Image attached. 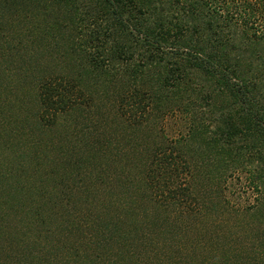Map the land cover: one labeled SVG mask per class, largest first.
<instances>
[{
  "label": "trees",
  "instance_id": "trees-1",
  "mask_svg": "<svg viewBox=\"0 0 264 264\" xmlns=\"http://www.w3.org/2000/svg\"><path fill=\"white\" fill-rule=\"evenodd\" d=\"M0 40L17 61L24 51L21 73L34 87L41 125L91 110L104 121L111 111L112 125L128 129L135 152L144 150L134 176L121 182L129 191L142 189V199L134 193L128 201L129 210L117 205L114 214L115 203L101 209L99 197L88 198V216L74 213L71 202L66 206L64 218H72L77 231L91 229L84 238L93 249L91 264L162 260L166 246L155 239L154 249L140 252L151 246L138 227L141 214L150 217L168 207L182 217L208 211L187 154L194 144L205 159L239 164L235 169L249 173L255 193L252 205L231 214L241 226L253 221L256 228L244 231L252 235L258 229L255 239L216 230L212 238L220 264H264V0H0ZM63 51L81 59L77 77L44 67V60L64 56ZM160 114L177 115L179 138L134 141ZM81 128L84 138L89 124ZM107 140V148L119 143L118 137ZM102 146L98 139L88 148ZM209 174L214 182V169ZM6 183L8 200H25L21 180ZM138 202L146 205L142 213ZM211 209L206 215L223 210L213 204ZM36 211L46 223L42 205ZM233 218L218 219L219 227L230 226ZM74 248L75 257L60 250L65 264L84 257Z\"/></svg>",
  "mask_w": 264,
  "mask_h": 264
},
{
  "label": "rangeland",
  "instance_id": "rangeland-1",
  "mask_svg": "<svg viewBox=\"0 0 264 264\" xmlns=\"http://www.w3.org/2000/svg\"><path fill=\"white\" fill-rule=\"evenodd\" d=\"M7 50L4 40H0V264H65L60 250L66 249V256L75 257L74 247H80L84 256L75 259L76 264H91L93 249L84 239L91 229L86 227V232L77 231L78 224L72 218H64L68 211L66 206L71 202L74 213L88 216L90 199L99 197L101 202L96 204L101 209L102 205L111 208L115 203L114 214L121 205L120 209L129 210L128 201L134 193L142 199V189L136 185L134 191H129L121 182L130 180L131 173L134 176V165L142 158L144 150L135 152L137 143L128 140L131 139L128 129L121 127L118 130L116 124L112 125L114 115L111 111L104 121L98 119L95 110H91L75 112L61 117L58 122L41 125L34 87L21 73L24 51L19 53L17 61ZM63 52L64 56L55 55L53 60H44V67L77 77L81 72V59L70 51ZM155 118L144 130L136 133L134 141L148 139L160 143L162 135L169 139L179 138L182 122L177 115L164 117L160 114ZM84 124H89L90 133L86 131L81 138ZM110 137H118L119 143L113 142L107 148ZM98 139L105 146L89 149ZM195 145H191L187 154L197 167V193L209 209L200 217H182L169 207L154 212L151 218L145 212L141 214L138 227L148 233L151 246L140 249V252L148 253L154 249L152 239L166 246L161 249L162 260L145 257L150 264H220L221 255L216 251L218 242L212 238L216 230L224 233L232 230V235L246 236L244 239L250 242L255 239L252 235L257 234L258 229L252 235L244 231L252 226L253 221L250 225L244 221L241 226L242 221L231 216L254 202L255 193L249 189L247 181L249 173L235 169L240 167L239 164L229 158L219 162L212 157L203 158ZM212 169L217 176L214 182L209 174ZM18 180H21L19 186L24 187L25 200L13 202L7 199L10 189L6 182ZM45 194L50 196L45 197ZM138 204V212L142 213L144 209L141 207L146 205ZM212 204L216 209L219 205L223 208L218 211L221 214L206 215L211 212ZM37 205H42L44 214L41 216L46 215V223L38 220ZM231 217L230 226L219 227L221 222L218 219ZM220 244L227 245L222 241ZM97 263L107 264L104 260Z\"/></svg>",
  "mask_w": 264,
  "mask_h": 264
}]
</instances>
